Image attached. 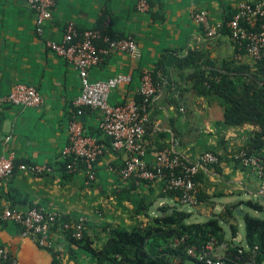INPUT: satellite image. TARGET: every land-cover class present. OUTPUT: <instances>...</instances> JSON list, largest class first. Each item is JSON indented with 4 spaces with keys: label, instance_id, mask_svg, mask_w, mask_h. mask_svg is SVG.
Segmentation results:
<instances>
[{
    "label": "crops",
    "instance_id": "crops-1",
    "mask_svg": "<svg viewBox=\"0 0 264 264\" xmlns=\"http://www.w3.org/2000/svg\"><path fill=\"white\" fill-rule=\"evenodd\" d=\"M242 1L250 0H150V11L139 13L137 0H57L53 18L39 36L28 0H0V97L7 96L19 83L34 85L43 96L39 108L0 104V153L14 151L16 156L14 174L0 181V211L7 207L25 211L37 206L69 221L86 217V230L98 246H103L108 226L132 229L147 224L160 214L163 205L190 207L186 210L192 213L191 219L204 221L227 204L252 199L264 205L263 180L252 168L232 159L256 127L225 124L222 106L199 95L175 68L192 48L208 51L218 67L236 59L230 34L221 31L216 37H208L192 15L207 10L213 24H223ZM69 22L80 30L103 23L110 35L132 36L138 42L139 55L111 52L90 69L92 81L118 73L133 75L131 84L113 90L112 104L137 99L142 72L156 70L163 59L168 74L159 72L162 81L152 100L145 136L149 142L146 160L153 165L155 152L163 147H171L193 161L205 151L218 153L220 164L201 167L198 182L202 201L199 198L197 205L183 206L156 183L122 179L119 170L126 155L114 149L101 130L102 114L96 109L86 108L80 117L86 133L106 146L97 164L96 180L87 183L82 166L74 172L64 169V150L70 142V121L77 115L75 100L81 93V80L75 67L53 52L47 42L62 41ZM169 53L177 58L167 65ZM32 166H49L52 170L39 174ZM141 205L143 209L138 212ZM239 208L248 212L243 204ZM240 217L233 220L239 227ZM52 239V248L41 247L22 236L18 224L0 219V243L17 256L20 264H95L93 256L64 235L59 224ZM227 239L247 245L240 231L233 237L230 229Z\"/></svg>",
    "mask_w": 264,
    "mask_h": 264
},
{
    "label": "built area",
    "instance_id": "built-area-1",
    "mask_svg": "<svg viewBox=\"0 0 264 264\" xmlns=\"http://www.w3.org/2000/svg\"><path fill=\"white\" fill-rule=\"evenodd\" d=\"M28 3L36 16V32L42 36L47 22L53 18L57 0H28ZM136 9L139 13L149 12L150 0H137ZM192 17L208 37L213 38L221 33L223 24H213L207 10L196 11ZM245 21L258 30H250ZM227 26L231 30L230 38L235 44L245 48L250 58L254 60L261 58L264 52V0L240 2L237 12L227 22ZM47 45L75 67L81 80V93L75 100L77 115L70 121V142L64 150L66 159L74 157L67 170L74 172L82 166L86 172L87 183L97 178V164L106 151V146L86 133L80 119L86 108L96 109L102 114L101 130L111 139L113 148L126 155L124 165L119 170L122 179L138 184L156 183L164 193L179 192L178 199L183 206L197 205L200 192L197 175L201 167L218 165L222 162V157L218 153L205 151L193 161L171 147H163L155 152L153 165L147 162L149 142L145 136L151 120L152 100L159 91L152 71L142 72L140 100L131 99L117 104L111 103L112 92L122 85L131 84L134 79L132 74L118 73L98 81H92L89 77L90 69L98 66L104 56L111 52L139 55L140 48L136 39L132 36L113 37L107 32L106 24L103 27L80 30L74 22H69L62 41H49ZM0 104L39 108L43 104V96L34 85L19 83L7 96L0 97ZM232 158L240 165L252 168L256 172L263 180L264 192V160L255 154H248L245 150L234 152ZM15 159L14 151H9L7 155L0 153V181L7 180L14 174ZM31 169L39 174L52 170L49 166H32ZM0 219L18 224L22 236L32 238L44 248H52V232L57 224L64 235L72 230V236L76 239L83 237L87 224L86 217L69 221L57 212L37 206L25 211L15 207L4 208L0 211ZM180 241L183 239H176L175 244H179ZM239 244L238 252L232 253L231 248ZM244 249L246 246L239 240L220 242L216 237H212L202 248H189L188 254L206 264H230L227 258L231 255L244 261L242 257ZM0 264H20L17 256L8 251L2 243ZM245 264H254V261H245Z\"/></svg>",
    "mask_w": 264,
    "mask_h": 264
},
{
    "label": "trees",
    "instance_id": "trees-1",
    "mask_svg": "<svg viewBox=\"0 0 264 264\" xmlns=\"http://www.w3.org/2000/svg\"><path fill=\"white\" fill-rule=\"evenodd\" d=\"M237 8L226 16L221 31L231 34L227 22L237 12ZM245 24L250 30H258L247 21ZM103 26L102 23L98 27ZM235 45L237 58L222 62L219 67L208 51L192 48L176 62L175 68L199 95L215 100L222 106L225 124H251L256 127L249 140L238 150H245L264 160V52L261 58L254 60L248 56L245 48L237 43ZM160 71L168 74L163 59L157 69L152 71L157 86L162 81ZM140 99L139 96L137 100ZM73 161V156L68 157L63 165L64 169L67 170L68 164ZM168 194L178 198L179 192L171 191ZM199 198L202 201L201 192ZM178 202L180 203L179 199ZM242 204L255 211H264L262 203L250 199L227 204L223 211L213 214L204 222H192V213L177 203L174 206H160V214L151 217L147 224L140 223L132 229L108 226V238L103 246H98L86 229L81 239L74 238L72 230L67 236L87 250L95 259V264H187L188 261L206 264L189 256L188 249L202 248L212 237L220 242L227 241L224 224L230 226L233 237L237 236L239 226L233 220L237 218L236 209ZM142 209L143 206H139L138 212ZM243 218L247 244L242 256L244 261L232 255L227 261L230 264H245V261L253 260L254 264H264V217L247 212ZM176 239L183 241L175 244ZM239 248L240 244L231 248V252L236 253Z\"/></svg>",
    "mask_w": 264,
    "mask_h": 264
},
{
    "label": "rangeland",
    "instance_id": "rangeland-1",
    "mask_svg": "<svg viewBox=\"0 0 264 264\" xmlns=\"http://www.w3.org/2000/svg\"><path fill=\"white\" fill-rule=\"evenodd\" d=\"M190 207H186V209H189ZM247 211L254 215V216H258V217H264V211L263 212H259V211H255L249 207H247ZM110 214V212H109ZM112 215V213H111ZM204 218H199V217H194L192 219H190V221L192 222H202L201 220H203ZM240 220H241V224H240V227H239V231H240V234L245 237V234H246V228H245V220L243 217H240ZM204 221V220H203ZM224 227H225V230L227 232V234L229 235L230 233V229L228 227L227 224H224ZM187 264H201L199 262H195V261H188Z\"/></svg>",
    "mask_w": 264,
    "mask_h": 264
},
{
    "label": "water",
    "instance_id": "water-1",
    "mask_svg": "<svg viewBox=\"0 0 264 264\" xmlns=\"http://www.w3.org/2000/svg\"><path fill=\"white\" fill-rule=\"evenodd\" d=\"M176 58H177L176 54L169 53L167 56L166 64L170 65ZM236 213L238 216H244L246 214V212L244 210H241L240 208L236 209Z\"/></svg>",
    "mask_w": 264,
    "mask_h": 264
}]
</instances>
